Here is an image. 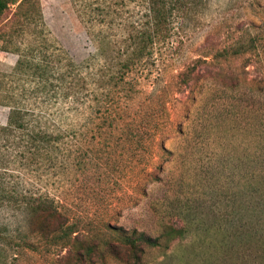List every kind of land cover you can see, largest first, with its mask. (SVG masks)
Here are the masks:
<instances>
[{
    "label": "rangeland",
    "instance_id": "1",
    "mask_svg": "<svg viewBox=\"0 0 264 264\" xmlns=\"http://www.w3.org/2000/svg\"><path fill=\"white\" fill-rule=\"evenodd\" d=\"M181 1L165 39L114 83L96 81L109 78L96 69L128 44L144 0H29L19 9L39 16L46 52L79 65L89 92L62 106L64 141L44 165L28 166L25 130L0 132V264H256L246 239L227 229L245 223L236 211L264 175V0H201L195 12ZM15 9L0 16V94L28 106L25 76L10 74L18 53L5 43ZM38 31L28 25L14 44L42 42ZM249 37L255 50L217 55ZM105 106L108 116L98 115ZM8 111L0 104V126ZM28 191L52 197L70 239L100 253L77 260L68 236L29 233ZM169 227L182 234L164 236ZM139 233L155 242H140L133 263L122 238Z\"/></svg>",
    "mask_w": 264,
    "mask_h": 264
},
{
    "label": "trees",
    "instance_id": "2",
    "mask_svg": "<svg viewBox=\"0 0 264 264\" xmlns=\"http://www.w3.org/2000/svg\"><path fill=\"white\" fill-rule=\"evenodd\" d=\"M144 2L145 10L140 17L139 26L135 29L137 24L133 25L125 38L129 40L128 44L122 49L119 47L115 49V60H105L96 69L95 76H105L100 70L104 72L107 70L109 78L105 80L98 78L96 81L108 83L111 79L114 83L116 80H120L146 53L149 54L148 51L156 42L165 39L170 21L176 18L177 14L175 12L178 11L179 6H183L181 0H144ZM200 2L201 0H190V12H195ZM13 4L16 5L13 14H17V25L7 33L8 38L5 43L12 45L11 50L18 53L10 74L16 73L17 78L25 76L24 80L28 82V106H24L25 102L17 98V95L12 92L0 94V104L9 107L6 124L0 126V132L5 130L9 133L18 131L21 137L19 130H25L28 141V166H31L32 163L39 166L57 157L56 150L63 144L65 135L63 130L60 129L62 121L59 116L62 106L68 109L74 108L77 102L82 100V97L87 96L89 82L84 72L80 71L79 65L73 66L70 60H63L58 52L52 54V57L50 53L46 52L47 49H51L53 46L47 43V39L42 34V29L39 26L41 25L39 16L35 17L26 13L21 15L20 13L22 8L28 6L29 9L31 7L29 0H0V16ZM141 18L144 20H141ZM28 25L29 27L32 26L33 31L39 29L36 33L41 35L42 42L38 44L29 42L22 49L20 48L21 43L14 44L12 38L21 37ZM97 42H99L97 52L103 57L105 47L109 45V41L106 37H102L98 38ZM236 42L237 44L222 49L217 55L224 57L255 50L251 37L248 38L246 43ZM202 46L204 47V45ZM111 68H114V73H110L109 69ZM73 70L74 73L71 72ZM97 105L93 104L92 107ZM108 108V106H105L104 110L100 111V108L97 107L98 115L108 116ZM62 149L63 151H69L65 147ZM244 192L248 198L250 195L253 198L250 203L247 202L248 199L240 203L239 210L236 211L240 214L239 218L244 220L245 223L236 229L228 228L227 234L231 235L232 240L235 242L246 239V246L251 250L250 254L253 256L252 260L256 264H264V175L259 180L257 187H247ZM24 208L31 229L28 231L29 233L37 234V237L41 240L56 235H59V238L62 239L68 236L69 241L73 243L71 245L74 246L72 252H74L77 260L89 259L92 254L100 253L97 244L77 242V234L70 239L69 233L72 232H67V227H63L64 214L58 210L53 198L46 193L28 191ZM254 218L255 221L251 222V219ZM173 233L180 235L182 229L169 227L163 234L164 236H171ZM250 235L251 237L257 235L258 237H254L253 240ZM122 241L125 243L126 252L129 253L126 256H130L133 263H138L141 251L140 242L151 245L155 242V239H150L139 233L138 235L123 236ZM76 242L80 244L75 246ZM106 248H109L113 255H117L113 252L114 247L110 244H107ZM125 259L126 262L124 263L127 264L128 259Z\"/></svg>",
    "mask_w": 264,
    "mask_h": 264
}]
</instances>
